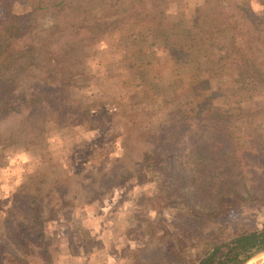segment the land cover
<instances>
[{"label":"trees","instance_id":"obj_1","mask_svg":"<svg viewBox=\"0 0 264 264\" xmlns=\"http://www.w3.org/2000/svg\"><path fill=\"white\" fill-rule=\"evenodd\" d=\"M119 1L98 0L88 10L91 0H0V122L20 115L13 126L0 130V147L32 143L49 112H55L60 123L69 119L94 126L99 138L105 139L102 145L115 144L103 133L112 127L115 116L130 117L124 104L111 111L100 104L93 109L94 103H81L68 93L63 98L61 92L73 86L68 81L85 78L78 64L91 55L86 52L88 44L128 17ZM249 2L228 0L227 10L216 14L217 21H203L201 16H194L191 24L156 19V32L167 53L182 58L184 68L192 72V97L184 102L175 95L165 98L170 105L161 116L138 126L134 155L124 151L131 153L133 162L121 165L109 180L92 179L97 185L87 191L91 192L85 201L59 193L44 212L39 204L52 190L41 193L45 173L31 176V185H25L23 180L13 183V175L3 170L2 211L8 212L19 196L28 216L15 222L8 239L0 243V264H37V258L41 264H52L43 233L50 226L59 236L56 226L64 222L72 227L68 236L75 250L86 251L94 239L76 227V209L98 203L103 218L99 229H103L118 202L135 192L138 203L148 200L150 208L164 207L168 213L155 210L151 217L146 212L139 217L134 230H140V239L132 250L142 264H159L151 255L144 256L151 250L178 264H244L264 251V226L228 229L230 211L240 199L253 196L249 188L240 193L236 179L255 175L252 167L262 166L264 160V116L256 118L264 107V69L259 64L264 15ZM260 3L264 6V1ZM164 7L156 0L150 12L166 14ZM91 10L100 14L98 19H88ZM132 14L135 18L141 12ZM130 55L135 76L140 77L138 86L149 84L143 74L145 51L134 45ZM138 92L143 101L152 98L147 90ZM98 144L93 142L94 147ZM108 156L98 162L92 156L90 167L102 174L111 161ZM101 160L107 161L98 168ZM146 223L148 227L141 230ZM7 241L14 250L8 249Z\"/></svg>","mask_w":264,"mask_h":264},{"label":"rangeland","instance_id":"obj_2","mask_svg":"<svg viewBox=\"0 0 264 264\" xmlns=\"http://www.w3.org/2000/svg\"><path fill=\"white\" fill-rule=\"evenodd\" d=\"M91 1L93 3L88 6V10L98 2V0ZM154 1L156 0H120L122 12L128 17L116 27L108 29L102 35L103 38L92 40L88 44L86 52L91 55L86 56L78 64V67L86 73L85 78L82 81H68V85L73 86L61 92L63 98V95L68 93L81 103H94L93 109H98L100 104L106 111H111L124 104L123 108L129 112L130 117L124 119V114L115 116L111 123L112 127L106 134L103 133V136L110 138V142L115 143L114 145H102L105 139L99 138V132L94 126L77 125L69 119H63L64 121L60 123L56 120L58 117L55 112H49L47 123L39 129L41 133L37 130V137L32 143L0 147V180L6 175L4 169L9 171V175H13V183L17 181L20 183L23 180L25 185H31V176L33 178L34 175L45 173L44 182L40 183L41 193H45L47 188L52 190L39 204L42 211L46 212L52 203L54 204L59 193L65 196L74 194L76 199L85 201L86 194L91 192L87 191L97 185L91 182L92 179L95 180L94 178L98 176V180H109L119 171L121 165L128 167L133 162V158L129 157L131 153L126 155L124 151H131L134 155L133 145L136 141L134 138L140 130L138 126L144 127L148 125L150 119L157 120L161 116L164 109L170 105L164 103L165 98L175 95L178 100L184 102L192 97L193 91L190 89L192 72L184 68L182 58L181 60L167 53L166 48L163 47L162 36L160 37L156 32V19H162L164 23L180 20L182 23L191 24L194 16H201L203 21L211 19L217 21L216 14L227 10L228 0H157L165 5L164 8L168 12L166 14L153 12L155 17L150 12L153 11ZM260 1L264 0L250 2L248 0L251 7L264 15V6ZM196 9L199 11L197 14ZM135 10L141 12V15H134L133 18L132 11ZM89 12L88 19H98V15L100 16L97 15L96 10ZM230 17L234 18L233 15ZM134 45H140L145 51L143 74L150 83H157L156 86H151L150 83H145L143 87L138 86L139 74L135 76L136 70L130 63L132 60L130 53ZM259 64L264 69V53L259 56ZM80 82L81 84H78ZM142 89L147 90L152 98L144 101L143 97L140 99L138 91ZM49 92L52 93L53 90ZM130 96L136 100L132 102L128 98ZM245 106L251 108L253 104ZM263 116L264 107L256 118L259 120ZM19 117L20 115H13L1 120L0 130L13 126L14 120L18 122ZM122 134L128 136L122 137ZM123 140L128 142L122 145ZM94 141L99 143L97 147L93 146ZM107 155L111 161L107 162L106 168L101 169L102 174L96 167H90L94 166L92 156L98 162V159ZM106 161L101 160L98 168ZM262 163L260 167H252L256 172L255 175L245 174L243 179H236V187L240 193L245 192V188H249L253 196L246 200L240 199L230 211L228 229L233 228V225L264 226V160ZM130 194L115 206L105 229H99V222L103 218L100 217L102 210L98 207V203L89 207L79 206L76 209V227L94 239L89 241L86 251L75 250L74 244L70 243L71 239L68 235L72 227L67 222L56 226L61 233L59 236L52 233L50 226H46L43 237L50 245L47 249L52 264H142L132 250L140 239L137 236L140 230L137 232L134 230L140 222L139 217L144 212L152 216L155 210L166 213L165 215L168 213L164 207L150 208L148 200L138 203L136 192ZM3 209L4 207L0 206V243L8 239L15 222L25 221L28 216V210L19 196L8 212L2 211ZM147 227L148 223L141 225V230ZM91 244L94 247L92 250ZM6 245L8 249L14 250L10 241H7ZM257 254L259 253L253 255L244 264ZM146 255H151L150 258L158 260L159 264H178L155 250L145 253L144 256L147 258ZM38 261L40 260L37 258L35 263L41 264ZM257 264H264V259H260Z\"/></svg>","mask_w":264,"mask_h":264},{"label":"bare ground","instance_id":"obj_3","mask_svg":"<svg viewBox=\"0 0 264 264\" xmlns=\"http://www.w3.org/2000/svg\"><path fill=\"white\" fill-rule=\"evenodd\" d=\"M260 259H261V260L264 259V252L259 253V254H257L256 256H254L253 259H250V261H248L247 264H257V262H258Z\"/></svg>","mask_w":264,"mask_h":264},{"label":"crops","instance_id":"obj_4","mask_svg":"<svg viewBox=\"0 0 264 264\" xmlns=\"http://www.w3.org/2000/svg\"><path fill=\"white\" fill-rule=\"evenodd\" d=\"M264 252V251H263ZM262 253V252H261Z\"/></svg>","mask_w":264,"mask_h":264}]
</instances>
